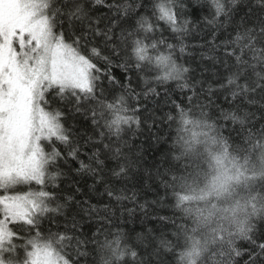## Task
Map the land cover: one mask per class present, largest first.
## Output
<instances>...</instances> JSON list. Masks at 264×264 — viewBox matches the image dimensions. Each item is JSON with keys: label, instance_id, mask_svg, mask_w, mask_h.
<instances>
[{"label": "snow or ice", "instance_id": "6c2138e0", "mask_svg": "<svg viewBox=\"0 0 264 264\" xmlns=\"http://www.w3.org/2000/svg\"><path fill=\"white\" fill-rule=\"evenodd\" d=\"M240 2L208 0L209 23L226 35L204 55L232 101L264 109V0H257L262 14L254 22L251 9L236 19ZM98 5L109 15L98 17ZM186 7L183 0H0V264H97L101 242L123 233L101 228L84 238L80 222L100 210L74 196L61 201L54 190L61 161H78L76 171L97 177L109 197L127 198L114 181L126 180L137 165L128 138L131 126L141 123L140 109L130 103L138 95L133 79L143 80L148 92L155 91L153 82L174 81L188 91L189 103L204 93V82L181 62L192 29L177 9ZM113 66L124 70L126 83L110 74ZM117 85L124 89L120 95L111 91ZM75 114L90 118L91 134L68 125ZM18 186L29 190L13 191ZM255 219L221 238L213 252L217 264H264V242L252 235ZM124 237L131 264H170V237L140 246ZM239 241L250 246L242 250Z\"/></svg>", "mask_w": 264, "mask_h": 264}, {"label": "trees", "instance_id": "16d2710c", "mask_svg": "<svg viewBox=\"0 0 264 264\" xmlns=\"http://www.w3.org/2000/svg\"><path fill=\"white\" fill-rule=\"evenodd\" d=\"M183 3L187 7L177 12L191 21L192 30L185 38L188 49L181 62L190 68L191 77L204 82V93L189 103L188 91L179 89L174 81L153 82L155 91L148 92V85L134 78L132 86L138 95H133L130 103L140 109L136 115L141 123L139 128L131 126L128 138L137 165L126 180L114 181L116 190L127 198L117 201L109 197L104 185L96 183L97 177L76 171L79 163L71 158L67 163L61 161L63 175L54 190L61 201L74 196L81 203L87 200L86 207L96 205L100 210L99 215L93 213L80 222L84 238L101 228L113 234L123 232L138 246L141 241L156 244L162 237H170L165 242L173 257L170 264H217L213 252L221 238L239 234L246 221L256 218L254 212L264 216V109H247L232 101L226 88L220 87L213 62L205 58L210 47L220 45L226 35L209 23L208 0ZM250 9L253 22L262 14L257 0H241L236 19ZM94 10L100 18L110 12L103 5ZM163 29L173 42L168 26ZM110 74L120 84L126 83L122 68L113 66ZM104 86L109 87L107 80ZM111 91L120 95L124 89L117 85ZM68 125L80 135L85 130L91 134L90 118L81 114L69 117ZM80 158L88 162L87 156ZM116 163L110 161L109 167L115 168ZM27 190V186L13 189ZM105 216L108 219H102ZM254 223V239L264 242V218ZM123 233L101 242L97 264H124L125 260L131 264ZM238 246L243 250L250 245L239 241ZM120 253H124L122 259Z\"/></svg>", "mask_w": 264, "mask_h": 264}]
</instances>
